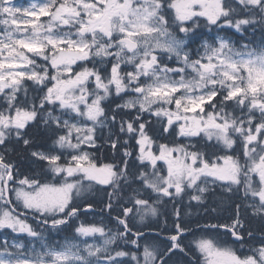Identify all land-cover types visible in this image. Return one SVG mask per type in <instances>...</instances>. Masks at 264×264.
Returning <instances> with one entry per match:
<instances>
[{
    "label": "snow or ice",
    "instance_id": "1",
    "mask_svg": "<svg viewBox=\"0 0 264 264\" xmlns=\"http://www.w3.org/2000/svg\"><path fill=\"white\" fill-rule=\"evenodd\" d=\"M0 25V264H264V0H0ZM168 204L161 247L138 225Z\"/></svg>",
    "mask_w": 264,
    "mask_h": 264
},
{
    "label": "trees",
    "instance_id": "2",
    "mask_svg": "<svg viewBox=\"0 0 264 264\" xmlns=\"http://www.w3.org/2000/svg\"><path fill=\"white\" fill-rule=\"evenodd\" d=\"M103 150H104V154H101L103 157L100 156L101 157L100 162H103V163L110 162V156H111L110 152H108L107 148H104ZM171 209H172V205L168 204L167 205V210H166L164 215H162V216H160L158 218L152 219L153 220L152 223L144 222V224H141L142 226L138 225V227H141V230H144L145 232H149V231L159 232L160 233V238L155 240V241H153V242H156L161 247L163 246V243H162L163 237L171 234V232L173 230V221H174L175 218L171 214ZM197 210H200V211H197ZM197 210H195L192 213V215L185 216V219L186 220H191V221H196L197 219H199V222H200L201 225H203L205 222H217L216 220H211V219L206 218V214H205L203 208H197ZM186 212H189V211L186 210ZM186 212L182 208V215L184 213H186ZM218 214L220 216H222V217H226L229 213L226 212V211H223V210H219L218 213H213L212 215L216 216ZM83 218H88V216L84 215ZM152 220H150V221H152ZM165 221H166V223H165ZM145 225H147V227ZM190 227L194 231L198 232V229L196 228V224L195 223H192L190 225ZM66 231H68V230H66ZM66 231H63L62 233L64 234Z\"/></svg>",
    "mask_w": 264,
    "mask_h": 264
},
{
    "label": "rangeland",
    "instance_id": "3",
    "mask_svg": "<svg viewBox=\"0 0 264 264\" xmlns=\"http://www.w3.org/2000/svg\"><path fill=\"white\" fill-rule=\"evenodd\" d=\"M41 2V0H13V3L16 5V6H19V7H28V6H30V4H32V3H40ZM47 17H41V21L42 22H46L47 21ZM3 27L4 26H2L1 25V30H0V34H2V31H3ZM18 35H21V34H18ZM28 55H31V54H28ZM39 62V61H38ZM190 71V70H189ZM178 78V77H177ZM197 91H199V90H197ZM162 165V164H161ZM88 243H96V244H100V243H102V241H100V242H98L97 240H93V239H90L89 241H88ZM76 244H80V246L81 247H83V245H82V243H76Z\"/></svg>",
    "mask_w": 264,
    "mask_h": 264
}]
</instances>
